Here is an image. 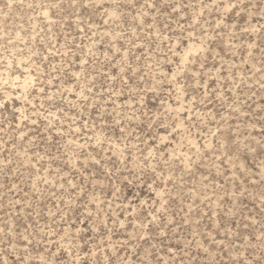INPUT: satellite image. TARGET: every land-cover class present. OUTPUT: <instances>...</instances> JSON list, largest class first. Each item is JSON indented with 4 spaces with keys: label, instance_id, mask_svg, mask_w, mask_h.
Instances as JSON below:
<instances>
[{
    "label": "rangeland",
    "instance_id": "374dc122",
    "mask_svg": "<svg viewBox=\"0 0 264 264\" xmlns=\"http://www.w3.org/2000/svg\"><path fill=\"white\" fill-rule=\"evenodd\" d=\"M0 105V264H264V0H0Z\"/></svg>",
    "mask_w": 264,
    "mask_h": 264
},
{
    "label": "snow or ice",
    "instance_id": "6c2138e0",
    "mask_svg": "<svg viewBox=\"0 0 264 264\" xmlns=\"http://www.w3.org/2000/svg\"><path fill=\"white\" fill-rule=\"evenodd\" d=\"M240 2H242V0H240ZM73 3H75V0H73ZM12 6H13V4L10 2L8 4V7H12ZM87 6H88L87 3L84 4V7H87ZM236 7H237V4L236 3H229V4H227L225 6V9L224 10H225V12H228V11H231L232 9H234ZM45 16H47V12H45ZM185 62H187L186 61V58L184 60H182V64L185 63ZM9 67H11V65H9ZM175 78L176 77H175V74H174L173 77H172V79L175 80ZM29 84H30V82H26V87H25L26 96H25V98H27V93H28V87H27V85H29ZM41 91H43V89H41ZM0 107H3V105H0ZM23 118L24 119H27L26 116L23 117ZM13 247H15V246H13ZM93 255H95V253H93ZM78 260H79V258H78ZM5 264H7V261H5ZM14 264H28V261H26V259L23 258V257H18L17 261H15ZM41 264H53V262L52 261L45 260L44 257L42 256L41 257ZM86 264H87V262H86ZM109 264H110V262H109ZM124 264H127V262H124Z\"/></svg>",
    "mask_w": 264,
    "mask_h": 264
}]
</instances>
